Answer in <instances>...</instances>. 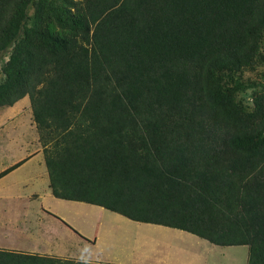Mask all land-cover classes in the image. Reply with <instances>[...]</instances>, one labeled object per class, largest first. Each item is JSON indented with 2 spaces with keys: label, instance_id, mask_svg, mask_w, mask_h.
Listing matches in <instances>:
<instances>
[{
  "label": "trees",
  "instance_id": "obj_1",
  "mask_svg": "<svg viewBox=\"0 0 264 264\" xmlns=\"http://www.w3.org/2000/svg\"><path fill=\"white\" fill-rule=\"evenodd\" d=\"M263 36L264 0H0V107L29 97L53 196L264 264Z\"/></svg>",
  "mask_w": 264,
  "mask_h": 264
},
{
  "label": "rangeland",
  "instance_id": "obj_2",
  "mask_svg": "<svg viewBox=\"0 0 264 264\" xmlns=\"http://www.w3.org/2000/svg\"><path fill=\"white\" fill-rule=\"evenodd\" d=\"M261 48L264 53V36ZM244 78L263 80L264 64L247 69ZM250 91L243 94L245 100H250ZM38 144L28 106L16 114L0 107V163ZM35 180L40 196L29 202L0 192V249L109 264H247V245H216L184 230L134 221L87 202L59 199L51 196L48 178Z\"/></svg>",
  "mask_w": 264,
  "mask_h": 264
},
{
  "label": "crops",
  "instance_id": "obj_3",
  "mask_svg": "<svg viewBox=\"0 0 264 264\" xmlns=\"http://www.w3.org/2000/svg\"><path fill=\"white\" fill-rule=\"evenodd\" d=\"M26 106L30 108V100L27 95L17 100L13 105L6 106V109L8 113L16 114L18 113V110H20L21 108L24 109ZM30 112H31V108H30ZM34 125L36 127L35 122ZM38 143L39 146L32 147L33 149H31L30 152L16 156L15 159L12 158L7 163H0V171H2L7 167L13 165L14 163L21 161L16 167H14L13 169H11L6 174L0 177V192L3 194V196H9V197L15 196L24 199L26 202H29L30 200L38 198L40 196L39 192L36 189V180H35L38 176L43 180L44 177L48 178V183H49L48 170L42 151L43 146L39 141V134H38ZM38 155H40L41 157L38 158L34 157ZM49 191L50 194H52L50 188ZM46 194L48 195V193ZM40 208L45 210V208L42 205ZM24 213H28V212H24ZM23 221H25V218ZM93 241L94 242L96 241V236H93ZM48 255H52V254H48Z\"/></svg>",
  "mask_w": 264,
  "mask_h": 264
}]
</instances>
